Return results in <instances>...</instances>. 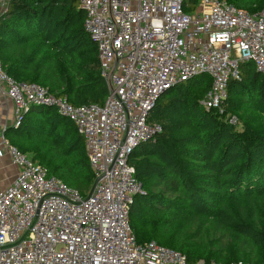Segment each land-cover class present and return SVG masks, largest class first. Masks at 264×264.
I'll list each match as a JSON object with an SVG mask.
<instances>
[{
	"label": "built area",
	"instance_id": "built-area-1",
	"mask_svg": "<svg viewBox=\"0 0 264 264\" xmlns=\"http://www.w3.org/2000/svg\"><path fill=\"white\" fill-rule=\"evenodd\" d=\"M79 1L98 46L105 103L74 106L41 84L16 81L1 59L0 94L13 101L14 127L32 105L70 119L85 139L93 186L82 195L49 174L5 137L4 126L0 157L9 156L19 172L0 191V264H189L177 249L138 242L130 208L145 191L131 155L162 131L147 117L164 92L208 74L202 103L222 114L243 62L264 74V8L250 13L225 0H200L190 12L191 0ZM7 2L0 0V10Z\"/></svg>",
	"mask_w": 264,
	"mask_h": 264
},
{
	"label": "trees",
	"instance_id": "trees-1",
	"mask_svg": "<svg viewBox=\"0 0 264 264\" xmlns=\"http://www.w3.org/2000/svg\"><path fill=\"white\" fill-rule=\"evenodd\" d=\"M225 1L250 13L264 8V0ZM85 18L79 0H8L0 10L7 73L74 106L104 104L108 87ZM207 76L179 83L149 112L147 121L162 131L131 155L145 191L131 205V225L138 242L177 249L189 264H264V74L243 62L240 78L229 82L224 114L202 103L212 84ZM4 135L49 174L90 193L85 139L57 109L32 105Z\"/></svg>",
	"mask_w": 264,
	"mask_h": 264
},
{
	"label": "crops",
	"instance_id": "crops-1",
	"mask_svg": "<svg viewBox=\"0 0 264 264\" xmlns=\"http://www.w3.org/2000/svg\"><path fill=\"white\" fill-rule=\"evenodd\" d=\"M15 119L13 101L0 94V141L4 126H11ZM19 169L12 164L9 156L0 157V191L11 184Z\"/></svg>",
	"mask_w": 264,
	"mask_h": 264
},
{
	"label": "rangeland",
	"instance_id": "rangeland-1",
	"mask_svg": "<svg viewBox=\"0 0 264 264\" xmlns=\"http://www.w3.org/2000/svg\"><path fill=\"white\" fill-rule=\"evenodd\" d=\"M191 4H192V5H191V6H189L190 8H193L194 6H196V7H197V1H196V2H194V3H192V2H191ZM190 8L186 7V9H185V10H187V11L189 10L190 12H192L194 9H193V10H190ZM207 77H208V78H211L209 75H208ZM166 92H167V91H166ZM164 93H165V92H164ZM164 93H163V94H164ZM223 114H224V113H223ZM231 119H233V122L231 121L232 123H234V124H237V122H238V121H237V118H235V117H232ZM13 122H14V121H13ZM22 122H23V121H22ZM212 261H213V260H212Z\"/></svg>",
	"mask_w": 264,
	"mask_h": 264
}]
</instances>
